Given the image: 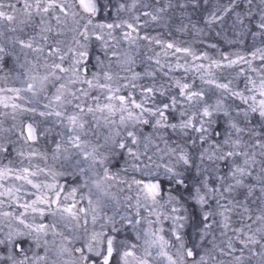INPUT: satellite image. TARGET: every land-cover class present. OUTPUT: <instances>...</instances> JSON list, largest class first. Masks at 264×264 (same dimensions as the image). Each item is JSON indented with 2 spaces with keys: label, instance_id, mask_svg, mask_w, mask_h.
Instances as JSON below:
<instances>
[{
  "label": "snow or ice",
  "instance_id": "obj_1",
  "mask_svg": "<svg viewBox=\"0 0 264 264\" xmlns=\"http://www.w3.org/2000/svg\"><path fill=\"white\" fill-rule=\"evenodd\" d=\"M0 264H264V0H0Z\"/></svg>",
  "mask_w": 264,
  "mask_h": 264
}]
</instances>
